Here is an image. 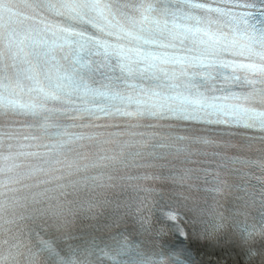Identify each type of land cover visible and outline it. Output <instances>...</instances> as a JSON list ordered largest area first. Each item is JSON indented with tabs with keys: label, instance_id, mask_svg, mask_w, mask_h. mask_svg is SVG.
Wrapping results in <instances>:
<instances>
[{
	"label": "snow or ice",
	"instance_id": "6c2138e0",
	"mask_svg": "<svg viewBox=\"0 0 264 264\" xmlns=\"http://www.w3.org/2000/svg\"><path fill=\"white\" fill-rule=\"evenodd\" d=\"M8 114L29 116L37 123L0 119V221L7 214V222L14 224L25 219L19 213L26 212L28 219L46 218L58 231L70 228L94 207L79 198L82 185L111 180L104 171L111 165L152 166L140 163L145 153L129 152V142L120 141L125 135L138 136L136 143L149 149L146 155L152 160L174 150L185 154L181 164L197 167L172 165L160 175L124 176L136 196L117 206L123 215L150 232L155 212L168 222L167 231L187 239L189 228L192 237L204 240L217 239L231 219L245 254L264 262V249L248 246L264 240V151L255 159L228 156L224 150L236 145L188 134L193 126L240 129L221 135H239L246 148L253 141L264 143V0H0V117ZM82 117L176 124L150 132L133 131L140 127L133 124H93L95 137H85L70 129L87 125L60 122ZM34 127L42 129L43 136L25 131ZM106 127L116 131H103ZM84 139L95 141L94 163L80 167L72 160L67 167L73 171L57 177L63 182L54 188L44 187L31 197L18 195L21 188L38 187L22 183L27 176L17 171L20 157H37L51 166ZM109 143L115 145L110 155L104 148ZM89 169L99 171L86 175ZM77 173L80 179H72ZM143 180L170 184L169 200L161 206L154 187L137 183ZM193 187L206 194L200 201L184 195ZM230 190L242 193L236 197L240 207L256 206L252 223L217 210V197ZM120 220L118 213L114 234L107 240L79 246L37 236L29 256L33 264L41 259L44 264H195L187 248L158 246L145 255L140 243L119 231ZM165 231L157 229L155 235ZM2 233L0 225V264H19L23 245L15 236L4 239Z\"/></svg>",
	"mask_w": 264,
	"mask_h": 264
}]
</instances>
